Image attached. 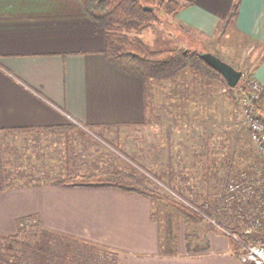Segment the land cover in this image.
Returning <instances> with one entry per match:
<instances>
[{
	"label": "crops",
	"instance_id": "0c3cea01",
	"mask_svg": "<svg viewBox=\"0 0 264 264\" xmlns=\"http://www.w3.org/2000/svg\"><path fill=\"white\" fill-rule=\"evenodd\" d=\"M179 1L176 14H165L178 29L166 36L185 46L188 32L207 39L232 31L237 49L257 42L252 74L264 87V0ZM104 33L81 0H0V185L10 184L0 191V232L15 233L21 219L36 218L39 227L112 254L115 264H246L227 232L206 219L187 229L184 216L158 197L52 182L127 169V151L109 137L146 125L142 81L106 59ZM163 226L178 229L172 253L163 250Z\"/></svg>",
	"mask_w": 264,
	"mask_h": 264
},
{
	"label": "trees",
	"instance_id": "16d2710c",
	"mask_svg": "<svg viewBox=\"0 0 264 264\" xmlns=\"http://www.w3.org/2000/svg\"><path fill=\"white\" fill-rule=\"evenodd\" d=\"M81 1L90 18L104 28L103 52L106 59L119 70L141 79L145 111V118L142 123L148 124L151 121L150 91L152 84L154 82L161 84L172 79L178 73L186 70L187 67H191L197 75V78H194L195 81L199 80L204 83L206 79H217L231 87L223 74L206 62L199 51L190 50L185 46L152 49L140 37H130L124 31L125 29L142 30L151 27L160 19L157 10L161 8L168 15L176 14L182 6L179 0ZM236 5L237 3H234L228 16L222 22V28L235 14ZM235 87L240 91L242 97L250 93L251 82L250 80L246 81L242 76ZM254 103L255 106L264 104L263 86L260 90L259 99ZM233 138L235 139V141L233 139V146L228 151L225 150L226 153L230 156L245 153L247 150L238 147L237 136ZM112 146L119 151L121 149L115 144ZM121 152L132 163L125 170L110 168L90 173H67L57 177L52 182L58 185L116 186L166 199L176 212L184 216V225L187 229L193 223L206 219L210 224L220 227L222 230L237 233L242 240L247 237L260 240L264 245L263 230H253L247 236L243 231L246 201L229 199L230 194L227 191L232 178H237L241 173L251 170L259 164V161L252 164L244 163L240 167L237 165L235 167L231 161L225 167H215L213 164L204 165L199 182L203 183L207 193H203L205 197L198 203L196 199L201 198L200 193L195 194L196 191L190 184L185 183L184 179L182 180L183 184H179V182L175 184V172L173 170L169 172L167 179H163L164 177L160 173L149 171L145 166L138 163L133 156L123 152V150ZM200 159L201 157H199ZM219 171L221 172L219 173ZM222 173L225 175H221ZM150 176L166 187L163 192L150 187L148 182ZM181 176L183 178L184 176L189 177L188 174L185 175L184 173H181ZM211 184L213 188L209 187L210 190H207L206 187ZM9 185L2 182L0 191ZM171 193L175 194L176 197H171ZM238 207L241 208L240 212ZM24 226H27L26 229ZM24 226L20 225V231L15 233L0 232V264H115L112 254L101 253L88 241L39 227L36 219L27 222ZM232 241L235 245V253L238 255L242 246L236 239L232 238ZM175 242H177L176 232L171 233L167 229L162 231V247L166 253L175 251ZM190 243L191 241L188 240V246Z\"/></svg>",
	"mask_w": 264,
	"mask_h": 264
},
{
	"label": "rangeland",
	"instance_id": "374dc122",
	"mask_svg": "<svg viewBox=\"0 0 264 264\" xmlns=\"http://www.w3.org/2000/svg\"><path fill=\"white\" fill-rule=\"evenodd\" d=\"M157 12L162 18L161 21L158 20L160 22L157 21L158 23L142 30L125 29L124 31L130 37H140L152 49L179 47L176 36H166L168 32L172 33L173 29L178 28L169 23L162 8ZM232 34L233 32L230 31L227 36L206 39L188 32V38L184 43L190 50L210 51L218 55L224 61L241 69L242 76L249 81L253 79L252 72L259 59L260 46L257 42L245 40L241 42V48L237 49L238 42H234ZM181 75H183L182 81H180ZM176 76L177 80L174 83L168 82L161 85L163 87L154 85L150 91L152 109L151 121L148 124L118 132L116 139L113 136L108 137L109 142L119 145L149 171L160 173L163 179H167V175L173 170L174 183L183 184L184 179L185 183L190 184L196 191L195 194L200 193L201 198L197 196L196 199L199 203L205 197L203 193H207L203 183L199 182L204 165L225 167L233 162L235 167L236 165L240 167L244 163L252 164L259 161V154L243 123L242 97L237 87H228L217 79H206L204 83L195 81L197 75L191 67H187ZM253 110L257 115L264 117V104L255 106L254 103ZM234 136H237L238 147L247 150V157L246 152L237 153L235 156L226 153L233 146ZM120 140L122 143L118 142ZM181 173L188 174L189 177L183 178ZM148 182L150 187L157 191L163 192L166 188L152 176ZM209 187L213 188V185H209L206 189L210 190ZM173 196L176 197L171 193V197ZM162 200H164L162 201L164 208L173 209L166 199ZM180 218L179 225L183 240L184 229L182 217ZM32 219L34 220V218L21 219L20 225L24 226L27 222L33 221ZM26 227L24 226L25 229ZM162 228L166 231L164 226ZM174 232L178 234V229Z\"/></svg>",
	"mask_w": 264,
	"mask_h": 264
},
{
	"label": "built area",
	"instance_id": "2783aa9c",
	"mask_svg": "<svg viewBox=\"0 0 264 264\" xmlns=\"http://www.w3.org/2000/svg\"><path fill=\"white\" fill-rule=\"evenodd\" d=\"M251 91L242 96L243 123L246 125L249 136L257 148L259 164L246 173H241L237 178H232L227 191L229 199H243L246 201V217L244 229L246 236L253 230L264 231V117L257 115L254 102L259 99L262 85L254 78L250 80ZM241 208L238 207L240 212ZM227 232L242 246L238 258L246 264H264V245L260 240L247 238L242 240L237 233Z\"/></svg>",
	"mask_w": 264,
	"mask_h": 264
},
{
	"label": "water",
	"instance_id": "95a60500",
	"mask_svg": "<svg viewBox=\"0 0 264 264\" xmlns=\"http://www.w3.org/2000/svg\"><path fill=\"white\" fill-rule=\"evenodd\" d=\"M199 54L206 62L223 74L229 86L233 87L238 83L243 74L241 69L234 67L210 51H200Z\"/></svg>",
	"mask_w": 264,
	"mask_h": 264
}]
</instances>
